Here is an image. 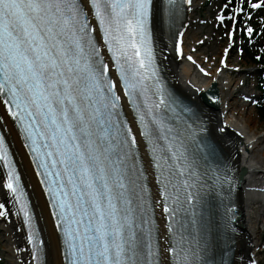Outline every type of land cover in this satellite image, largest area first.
Instances as JSON below:
<instances>
[{
    "label": "snow or ice",
    "instance_id": "obj_1",
    "mask_svg": "<svg viewBox=\"0 0 264 264\" xmlns=\"http://www.w3.org/2000/svg\"><path fill=\"white\" fill-rule=\"evenodd\" d=\"M245 5L264 9V0H243L232 16L221 12L217 19L235 21ZM179 8L178 0H0V105L19 125L41 173L63 264H162L159 239L153 244L156 203L167 231L181 233L167 248L172 264H204L200 189L217 174L211 167L199 171L191 151L196 132L163 82L158 59L164 53L153 33L157 18L163 23ZM236 30L234 22L226 35ZM246 31L252 36L255 29ZM182 36L177 32L174 44ZM124 99L151 153L143 163L137 134L122 115ZM0 160L7 170L0 186L19 202L16 214L28 225L34 255L44 242L33 229L3 132ZM149 168L158 177L159 202L145 186ZM217 182L228 183L230 192L227 176ZM178 213L184 220L174 230ZM9 216L0 203V217ZM224 216L228 227L227 207ZM250 264L258 262L250 258Z\"/></svg>",
    "mask_w": 264,
    "mask_h": 264
},
{
    "label": "bare ground",
    "instance_id": "obj_2",
    "mask_svg": "<svg viewBox=\"0 0 264 264\" xmlns=\"http://www.w3.org/2000/svg\"><path fill=\"white\" fill-rule=\"evenodd\" d=\"M199 5L200 0H191L190 6L192 8L188 11L185 21L180 25L183 36L178 45L174 44L172 40L168 41L166 39L164 30L159 22H157V36L161 48H170L171 42L173 48H184L182 55L174 52L171 55L164 54L163 56L174 88L202 111L209 128V136L215 140L221 150L227 153V159H232L236 166L244 167L246 170V174L241 181V190L237 195V202L241 205L239 217L241 233L237 236L232 264H247L250 262V258L259 261L261 250L259 223L263 222L262 217L264 218V216L262 215H264V212L257 205L261 204L262 201L264 203V200L259 196L258 191L260 189L256 183L259 181L258 175L264 174V129L260 130L259 126L255 124L253 110L242 99L236 100L237 94L241 92L239 89L235 91L237 87L235 85L233 88V86L240 81L222 78V74L225 72L222 61H224L225 56L226 62L232 61L230 52L236 55L235 50H227V53H225V49L222 48L224 44L220 41L219 37L215 40V45L210 47V50L207 45V35H202L205 28L194 27L196 22L194 13ZM197 46H200L198 50ZM209 52H212L211 55L217 54V57H219L215 70L208 69L213 62L205 64L206 56ZM189 56L193 59L189 60L187 58ZM212 59L216 60V57ZM200 65H205V67L201 69ZM212 84H216V93L218 94V106L215 109L205 106L199 95L200 92L206 90ZM234 96L235 100H233ZM4 112L3 105H0V118L20 160L26 183L33 196L42 232L46 239L47 264H63L58 236L53 228L54 225L46 197L21 140L12 123L4 115ZM226 123L229 124L228 127L225 126ZM231 128L242 131L245 138H242V140L240 137L235 136ZM239 143L241 145L238 146ZM147 159L148 157L146 156L145 158L144 156V160L146 161ZM149 170L152 172L151 168ZM158 200L156 201L158 202ZM0 203H4L6 208L10 210L8 218L0 217L1 231L4 236L3 251L9 256L11 264H23L25 260L28 262L30 256L24 249L25 245L21 227L15 218L13 210L9 206L2 186H0ZM159 213L162 216L160 218L162 221L164 218L163 212L159 210ZM8 219L11 220V223L8 222ZM163 263L169 264L167 256L165 259L163 257Z\"/></svg>",
    "mask_w": 264,
    "mask_h": 264
},
{
    "label": "rangeland",
    "instance_id": "obj_3",
    "mask_svg": "<svg viewBox=\"0 0 264 264\" xmlns=\"http://www.w3.org/2000/svg\"><path fill=\"white\" fill-rule=\"evenodd\" d=\"M203 13H204V14H207L208 12H207V10H205ZM217 31H218V30L215 31V34H217ZM211 32H213V31H211ZM212 42H214V41H212ZM211 44H212V43H210V41H209V44L207 43V45H210V47H211ZM223 44H225V45H224L222 48L229 47V45H230V41L228 42V40H227V41L224 42ZM212 57H213V55H209V56H208L209 59H212ZM215 57H216V59H219V57H217V54H215ZM245 61H246V60H242L241 58H239V59L236 58V61H235V62L240 63V65L243 66V67H248V68H249L251 65H250V64H247ZM216 62H217V61H215L214 64H216ZM237 65H238V64H237ZM240 65H238V66H240ZM237 68H238V67H237ZM247 78H248V77H247ZM250 78H251L252 80H254L253 77H252V75H250ZM245 79H246V77H245L244 79H242V80L245 81ZM253 113H254V118H253V120H254L255 124H257V126H259V129H260V130H263V129H264V115H260V114H258L256 109L253 111ZM263 210H264V208H263ZM259 229H260V238H263V247H262V251H263V253H261V260H262V258H263V254H264V222H262V223L260 224ZM0 241H2V234H1V233H0ZM2 243H3V242H0V255H1V256H6V257H8L7 254H4V253H3V249H2V246H1ZM2 264H10V263L7 261V262H4V263H2Z\"/></svg>",
    "mask_w": 264,
    "mask_h": 264
}]
</instances>
